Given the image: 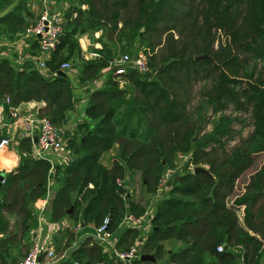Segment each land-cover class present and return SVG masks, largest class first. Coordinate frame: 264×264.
<instances>
[{"label": "trees", "instance_id": "1", "mask_svg": "<svg viewBox=\"0 0 264 264\" xmlns=\"http://www.w3.org/2000/svg\"><path fill=\"white\" fill-rule=\"evenodd\" d=\"M70 1L46 71L15 68L0 57V103L4 98L13 107L43 102L37 115L63 127L75 103L69 75L58 73L60 63L78 62L80 84L108 72L104 85L87 98L85 113L95 120L93 126L84 120L67 128L65 144L73 156L54 166L62 176L50 219L62 218L70 208L75 223L98 226L111 214L107 231L117 232L115 245L127 249L141 233L135 226L120 229V223L127 213L140 216L147 207L130 197L126 171H138L145 192L155 194L162 175L178 165L177 155L192 150L160 194L151 226L141 237L140 253L155 260L135 262L259 264L264 255V160L231 202L229 197L241 174L264 154V0ZM12 25L6 22L8 29ZM99 30L98 37L104 38L95 48L99 55L84 57L80 35ZM137 50L144 53L149 71L126 67L116 72V58ZM200 81L208 83L193 110L192 93ZM230 104L249 116L248 133L231 143L232 123L239 117L226 116L200 136L197 114L202 107L210 105L217 112ZM32 141L23 137L18 169L0 183V233L9 225L3 210L15 214L21 232L37 224L31 204L46 195L51 164L29 154ZM111 149L116 152L106 163L102 158ZM197 165H205L209 173L194 172ZM72 238L69 230L62 248ZM167 239L182 245L168 252ZM6 243L0 240V246ZM218 244L224 248L217 250ZM76 261L122 264L91 235L80 240L70 258L54 264Z\"/></svg>", "mask_w": 264, "mask_h": 264}, {"label": "crops", "instance_id": "2", "mask_svg": "<svg viewBox=\"0 0 264 264\" xmlns=\"http://www.w3.org/2000/svg\"><path fill=\"white\" fill-rule=\"evenodd\" d=\"M64 2H67L68 6L71 3L70 0H49V5L56 7L58 4L61 6ZM44 6L45 3L43 0H3L0 2V57L8 58L15 68L28 70L37 67V61L40 54L38 43L34 37L26 34V30L37 18ZM6 22L13 23L12 29L6 27ZM100 33L101 31L99 30L92 34L84 33L80 35L79 43L84 57H94L92 52L96 51V47L101 46L99 40L104 39L103 37H98ZM50 56L51 53L47 56V59ZM78 67L77 62L76 64H73L71 70L66 71L73 84L75 103L64 127L66 133L68 130L67 128L72 129L78 122L84 120L88 121L90 126H93L95 120L88 117L85 113L87 98L94 89L103 86L108 78V72L104 71L92 81L80 84L77 78ZM42 104L43 102L30 100L23 101L13 107L8 105L6 98L2 99V102L0 103V138L3 136L9 138V143L0 148V174L3 176L10 172H15L18 169L20 159L19 153L20 151H23L21 150L23 149V144H21L23 137H31L33 139L32 143L35 142V138L37 139L39 132L38 119L40 118V116L37 115V111L38 107ZM14 111L16 112L15 114L13 113ZM115 152L116 149L108 151L103 156V161L107 163ZM72 156L71 152L69 159H71ZM51 159L52 164L47 177L46 195L38 198L31 204V208L37 216V224L30 226L26 225L28 230L21 232L20 229H16L14 223V219H16L15 214L3 210L6 219L9 221V225L5 231L0 233V240L2 242H7L0 246V264H16L17 260L28 250L30 244L35 239L51 243L55 247L56 252L61 254L59 259L70 258V252L78 245L80 238L85 235L88 236L93 234L91 232L95 228L94 223H84L82 221L75 223V221L69 216V213L71 212L70 208L67 209V213L62 218L56 220L50 219L52 201L62 176L61 171H56L54 166L65 163L64 160H61L56 156H52ZM257 168L254 169L252 165L243 173H247V176L249 177V175ZM126 172L125 177L129 180L128 186L130 191L129 195H131L130 197L136 201L144 202L143 200H139V198L132 196L131 193L132 185L130 182H132L133 175L136 173L140 175V173L138 171ZM237 194L238 192H233L229 197V201L231 202ZM158 196H160V194H158ZM1 202L2 193L0 191V204ZM147 208L150 209L151 207L148 206ZM238 215L239 219L242 221V207L238 211ZM122 228L123 227L120 226V229ZM69 230H73L74 238L71 239L68 247L62 248L68 238ZM117 236V232L112 233V240H116ZM7 237H10V239L4 240ZM164 243L168 252L171 248H176L182 245L181 242L171 239L165 240ZM136 258H139V256L132 260L122 261V264H139L135 262ZM259 264H264V255L260 259Z\"/></svg>", "mask_w": 264, "mask_h": 264}, {"label": "built area", "instance_id": "3", "mask_svg": "<svg viewBox=\"0 0 264 264\" xmlns=\"http://www.w3.org/2000/svg\"><path fill=\"white\" fill-rule=\"evenodd\" d=\"M43 2L45 3L44 8L33 23L28 26L26 34L37 40L40 53L37 67L41 71H46L47 67L45 61L47 56L56 48L59 42L60 34L66 22L65 11L68 7V3L64 2L61 6L58 4L56 7H52L49 5V0H43ZM75 14L74 12V15ZM92 53L93 56L99 55L96 51ZM115 63L117 64L115 67L116 72H122L126 67L135 68L142 73L149 71L145 55L141 50L133 54L126 52L122 53L116 58ZM72 68L73 62L67 60L61 62L59 66V69L63 71H68ZM13 113L15 114L16 112L14 111ZM38 120L39 132L36 141L31 145L29 154L35 158H44L48 160L50 164H52V156L64 160L65 163L68 162L70 160L71 150L65 144L64 127L53 124L45 116L40 117ZM8 143V137L3 136L0 138V148ZM168 175V172H165L160 178L158 192L161 190V185L166 182ZM4 180V176L0 174V183L4 182ZM152 215L153 212L148 208H146L145 212L140 216L127 213L120 224L132 226L135 222L145 220L148 221L150 228ZM108 223L109 217L106 216L102 223L94 228V237L103 245L104 249L108 250L116 259L121 261L132 260L139 256V247L136 242L127 249H120L115 245V240H112V233L107 231ZM216 248L217 250H222L224 245L218 244ZM59 257L60 256H57L55 247L51 243L35 239L30 244L28 250L17 260L16 264H54ZM75 264L79 263L76 261Z\"/></svg>", "mask_w": 264, "mask_h": 264}, {"label": "rangeland", "instance_id": "4", "mask_svg": "<svg viewBox=\"0 0 264 264\" xmlns=\"http://www.w3.org/2000/svg\"><path fill=\"white\" fill-rule=\"evenodd\" d=\"M66 18V17H65ZM140 49V48H139ZM138 51V50H137ZM263 60H260L256 66V72L259 70L260 66L262 65ZM208 82L207 81H200L196 84L193 93H192V100H191V104H190V109H195L194 107L198 106L201 103V91L203 90V88L206 86ZM198 115V124H197V131L198 134L201 136L202 134H206L210 131H212V129L214 128V125L217 123V121L221 118V117H226V116H237L239 118L235 119L232 123V128L234 130V139L233 141H231V143L235 142L237 140L238 137L240 136H244L248 133V131L250 130V120H249V116L245 113L236 111L233 106L230 104L227 106L226 109L222 110V111H213L212 107L210 105H204L201 109V111L197 114ZM192 152V150L190 152H180L177 155V162L178 165L176 166V168L172 169V170H167L168 172V177L167 180L164 184L161 185V190H157V192L155 194H149L145 192V189L141 183V177L139 174H134L133 178H132V182L131 183V193L132 196H134L135 198H139V200H143L145 205L148 207H151L150 210L152 212L155 211V205L158 202V199L160 196H158V193H162L163 191H167L168 190V186L167 184L169 183V180H172V178L181 171V169L183 168V165L180 166L181 163H183V161H185L188 156L190 155V153ZM264 160V154L260 153L259 155H257L255 162L253 164V168H257L259 167V165L262 163V161ZM205 167V165H202ZM193 170V168H192ZM248 180V176L247 173H243L241 174V176L237 179L236 181V185H235V189L234 192H240V190H243V187L245 186V183ZM171 183V182H170ZM149 204V205H147ZM241 221V220H240ZM242 222V221H241ZM121 227H125L127 226L126 224H120ZM137 228H139V231L141 233V236H139L137 238V240L135 241L138 245V247L140 248L143 240H141V237L145 236L148 228H149V223L148 221L142 220L141 222H135L134 225ZM93 233L91 236H94L95 231L92 230ZM86 236V235H85ZM85 236L81 237L80 240H82ZM80 240L78 241V243L80 242ZM140 255V253H139ZM167 256V255H166ZM165 256V258H166ZM159 262V260H158Z\"/></svg>", "mask_w": 264, "mask_h": 264}, {"label": "water", "instance_id": "5", "mask_svg": "<svg viewBox=\"0 0 264 264\" xmlns=\"http://www.w3.org/2000/svg\"><path fill=\"white\" fill-rule=\"evenodd\" d=\"M200 57H201L200 55L197 56V58H200ZM58 73H59V74H66L65 71H63V70H59ZM65 134H66V130H65ZM35 141H36V138H35ZM193 171H194V172H196V171H203V172H207V173H209L208 169H207L206 167L202 166V165L194 166V167H193ZM109 217H111V214H110ZM139 258H140L141 260H145V259H152V260H154V259H155L153 255L148 254V253H141V254L139 255Z\"/></svg>", "mask_w": 264, "mask_h": 264}]
</instances>
